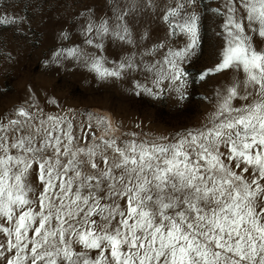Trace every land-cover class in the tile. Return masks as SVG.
Wrapping results in <instances>:
<instances>
[{
    "label": "snow or ice",
    "instance_id": "snow-or-ice-1",
    "mask_svg": "<svg viewBox=\"0 0 264 264\" xmlns=\"http://www.w3.org/2000/svg\"><path fill=\"white\" fill-rule=\"evenodd\" d=\"M202 3L118 0L107 17L86 18L80 42L51 53V63L97 82L177 102L190 83L232 70L204 98L211 110L198 127L118 143L97 137L89 114L76 129L89 140L80 146L72 117L35 105L0 116V264H264V47L255 43L264 44V0L203 7L221 47L193 77ZM16 8L0 0V25L25 23ZM143 17L165 26L151 46L150 32L136 30ZM106 44L128 51L110 61Z\"/></svg>",
    "mask_w": 264,
    "mask_h": 264
},
{
    "label": "rangeland",
    "instance_id": "rangeland-1",
    "mask_svg": "<svg viewBox=\"0 0 264 264\" xmlns=\"http://www.w3.org/2000/svg\"><path fill=\"white\" fill-rule=\"evenodd\" d=\"M118 0H9L17 5L15 15L25 23L0 25V116H11L18 108L35 105L50 116L72 117L74 133L85 135L80 146L89 143L85 133L77 132L80 122H87L91 114L92 129L97 137H115L119 143L124 139L146 140L171 137L176 132L194 129L204 122L211 110L210 101L214 91L231 81L232 70L210 76L203 81L190 83L187 98L177 102L174 96L164 95L153 99L135 96L127 81L94 80V74L86 69L51 63V53L59 47H68L82 40L81 24L86 18L107 17ZM127 2V0H120ZM172 0H157L161 6ZM218 0L202 3L200 51L186 67L192 76L216 63L221 47L218 20L204 14L203 7H216ZM158 14V13H156ZM143 17L136 29L148 30L151 44L165 35V26ZM67 31L69 40H61ZM173 47H182V38H173ZM257 47H264L255 39ZM128 49L116 44H106L104 55L108 60L121 58ZM59 69V70H57ZM191 80L192 77H189ZM103 120L107 125L105 129ZM90 130V131H91Z\"/></svg>",
    "mask_w": 264,
    "mask_h": 264
}]
</instances>
